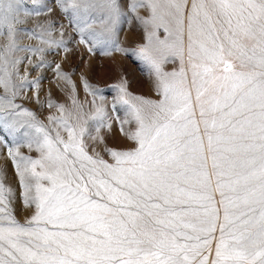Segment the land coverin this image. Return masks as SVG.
I'll return each instance as SVG.
<instances>
[{"label": "snow or ice", "instance_id": "snow-or-ice-1", "mask_svg": "<svg viewBox=\"0 0 264 264\" xmlns=\"http://www.w3.org/2000/svg\"><path fill=\"white\" fill-rule=\"evenodd\" d=\"M47 3L0 0V147L35 209L16 220L0 171V264H264V0H52L90 52L122 51L125 16L143 27L137 54L159 98L118 86L112 113L129 150L107 145L113 116L95 99L88 113L72 97L71 107L49 101L59 115L47 123L17 103L29 90L39 99L43 77L29 68L67 47L54 20L20 27L52 13ZM176 58L179 69L164 71Z\"/></svg>", "mask_w": 264, "mask_h": 264}, {"label": "rangeland", "instance_id": "rangeland-1", "mask_svg": "<svg viewBox=\"0 0 264 264\" xmlns=\"http://www.w3.org/2000/svg\"><path fill=\"white\" fill-rule=\"evenodd\" d=\"M27 7L30 11H35L39 6L40 0H36V4L32 0H26ZM47 6L52 8V13L44 12L36 16L33 15L27 19L22 28H33L37 24H43L48 20H54L57 25H64L63 39L67 42L66 49H55L44 55L48 66L41 69L30 71V80H35L36 77L42 76L36 92L39 99L35 98L34 92L29 90L26 92V98L18 100L24 108L32 111L38 120L47 123L46 117L49 115H59L56 108H49L48 102L51 101L55 105L72 106V98L79 104L84 105L85 112H91V105L95 99L97 105H103L113 119L109 121L113 125L112 131L109 132L106 128L101 129V135L105 137L106 143L110 148L117 150H129L135 147L134 142L128 140L119 131V125L115 121L112 113V106L117 101L119 95L118 86L123 82L126 84V90L132 96H138L147 100H157L159 97L155 88V75L150 65L139 57L138 49L145 43L144 29L131 17L125 16L119 24L117 42L122 51H112L110 55L102 54L100 48L90 52L88 46L78 43L79 37L74 30L69 26L68 19L63 17L56 4L52 0H48ZM54 38L61 39L59 30L54 33ZM25 43L29 41L25 40ZM32 43H36L33 41ZM33 61H37V57H33ZM60 65V73L66 75L68 80H65L57 75L54 71L55 65ZM180 66L179 59L174 62L163 65V70L171 72L174 69L178 70ZM24 68L21 66V73ZM85 84L88 86L85 87ZM74 89V91H73ZM93 90H101L100 95L103 100L94 98L90 92ZM72 97V98H70ZM116 111L119 113L120 119H125L126 113L122 106L117 104ZM95 121L90 120L89 124H94ZM134 124L124 125V129L133 130ZM95 135L94 127L91 129ZM0 137L7 138V133L0 131ZM11 144V139H8ZM24 156L37 158L38 153L35 150H29L27 147L19 149ZM105 160L111 162V158L102 152ZM0 171L4 174V183L7 187H11L15 193V199L12 204L14 215L18 222L23 224L25 219L33 214V208L24 206L20 199V187L18 177L16 176L14 166L11 159L7 155L5 148L0 147ZM217 199L219 196L217 195Z\"/></svg>", "mask_w": 264, "mask_h": 264}]
</instances>
